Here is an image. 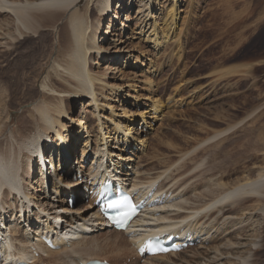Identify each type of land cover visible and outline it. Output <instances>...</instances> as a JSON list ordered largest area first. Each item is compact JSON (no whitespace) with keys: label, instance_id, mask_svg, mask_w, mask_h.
<instances>
[{"label":"rangeland","instance_id":"1","mask_svg":"<svg viewBox=\"0 0 264 264\" xmlns=\"http://www.w3.org/2000/svg\"><path fill=\"white\" fill-rule=\"evenodd\" d=\"M135 1L137 7L133 5L132 8L129 7L132 0L119 1L120 5L123 4V11L118 9V0L112 1V11L101 22L96 39L106 51L102 57L94 55L91 69L96 76L109 84L106 85L99 81V84L95 83L94 91L97 102H94L91 96L80 98L73 103L69 102L70 115L77 120L74 125L75 123L71 124L69 121L70 116H65L66 119H64V123L73 130L71 141H78L74 144L75 149L72 152L76 156V149L81 150L85 139H89L92 146L98 144L97 147H103L100 144L106 143L104 137L109 135L107 140H111L115 134L113 128L117 122L124 121L123 123L127 124L134 119L136 126L142 119H149L154 126L150 134L143 135L142 139H139L141 143L143 139H146L147 144L137 155L140 159L141 172L136 173L131 184L134 179L138 182L156 180L155 177L165 179L166 188L175 186L176 189L180 188L179 193H182L173 204L179 203L188 209L174 208L171 204L165 205L158 208L160 211L158 216H156L158 211L156 215L149 212L144 219L147 220L151 216H164L166 221L177 218L181 221L191 212L197 213L203 208L204 212L210 210L215 212L209 220L208 218L202 220L203 216L200 218L203 222V224L200 223L203 231L208 228L205 231L207 233L205 241L211 235V231L208 233V230L212 226L214 227L212 233L215 232L211 235L212 238L229 229L227 233L221 234V238L225 237V239L219 243L215 242L211 245L208 240L204 248H201L202 245L189 248L183 253L180 252L168 258L170 260L154 257L150 264H173V262L174 264H193L189 260H195L194 256L197 252L210 249L211 246L229 247L231 244L228 245V243L245 240H248L246 245L252 247V253L249 252L244 258L245 264H249L254 252L264 247V210L247 211L246 209L242 211L240 208V211L238 207L233 214L221 218L222 214L217 211V207L224 204L226 206L224 208L228 210L231 208L233 197L218 203L216 200L222 191L229 192L227 189L231 182L246 175L253 167L258 172L259 167L264 166V0H180L174 23L167 16L170 0H155V5L149 10L150 15L148 16L147 7L140 9L144 2ZM85 4L86 7L90 8L94 5L96 8L98 0H83L80 8ZM114 13L119 15L121 20V22L116 21L115 26L119 24L123 30L119 29L115 31L116 34L106 35L108 24L113 19ZM3 18L4 14L0 15V19ZM65 19L66 17L63 21L61 20V25L58 27H62ZM1 33H3L2 30H0V43L3 44H0V50H3L7 40L1 36ZM104 38L106 39L101 42L100 40ZM45 49L48 51L47 55L52 54V56L48 62H44V67L37 77L38 80L34 83L32 91L34 94H29L28 98L22 99L26 100L20 105L14 104L10 108L12 129H9L5 136L0 137V142L5 145L15 142L12 130L16 131L19 128L17 121L20 115L26 113V110L28 114L31 113L35 103L45 100L42 99L43 93L59 95L56 91L63 88L61 85V87H54L55 85L50 82L51 76H55L67 87L75 86L72 83L73 80L66 82L67 78L61 74L62 66L59 67L58 63H62V50L56 31L50 33ZM240 64H250V72L223 75L227 67ZM116 66L119 68L114 69ZM103 71L106 74H103ZM21 95L18 94V97ZM33 98H35L34 101L31 100ZM230 126L232 128L227 134L217 139H210L217 132L227 130ZM30 128L33 134H37V125ZM47 155L49 154L46 153ZM250 160L252 162L248 164L249 169L243 168V170L242 163ZM229 166L239 169L240 174L233 172L234 174L228 178L226 172L229 171ZM34 168H36L35 176H32L31 180L25 184L30 189L28 191L30 195L36 193L37 197L41 193H46L36 191L38 185L36 183L40 175L36 165ZM215 170L216 172L213 173ZM197 184L200 185L197 186ZM50 186L52 188V185ZM140 187H145V183H140ZM63 194L64 192L60 194L63 196L62 199ZM55 195L49 196L51 201L67 209L66 201L59 203ZM261 196L264 198V195ZM12 197L13 195L9 197V200L13 202L17 194L14 195L15 198ZM247 203L249 206L262 204L255 200L247 201ZM89 205L81 200L77 207L83 211ZM94 209H87L85 213L79 215L83 216L82 218L92 217L101 220L97 210ZM28 210L26 217L29 216ZM58 211L64 210L60 208ZM66 211L64 213L67 219L72 218L66 214ZM94 212H97V217L92 216ZM60 216L61 214L57 217ZM175 220L174 222L172 220L170 224L173 225L177 221ZM205 223L209 226L204 225ZM241 226L247 231L244 235L235 234V229ZM25 229L22 226L21 233L23 230L26 233ZM30 234L35 240L32 233ZM125 234V232L121 233L111 229L93 231L91 238L85 237L89 240H86L87 244H93L90 241L95 240L100 242L101 246L94 247L96 250L93 253L83 257L107 258L114 264L125 262L144 264L143 260L136 257L130 238H127ZM111 241H114V245ZM116 241H119L120 247ZM105 243L108 246H102ZM75 245L72 246L75 248ZM66 251H68L66 248L55 250L58 254L56 257L52 258L54 255L50 257V255L42 254V258L46 261L60 263L62 262L59 260L65 259V264H71L70 260H66L68 259L66 255L70 254ZM212 251H214L213 248ZM224 256L226 255L222 257ZM262 258L264 259V256ZM161 260H163L162 263L159 262Z\"/></svg>","mask_w":264,"mask_h":264},{"label":"bare ground","instance_id":"2","mask_svg":"<svg viewBox=\"0 0 264 264\" xmlns=\"http://www.w3.org/2000/svg\"><path fill=\"white\" fill-rule=\"evenodd\" d=\"M112 1L114 0H98L96 10L94 5L89 8L86 7L85 4L84 7L80 8L83 0H0V15L4 14V18L2 20L0 19V30L3 31V33H1V36L5 37V39L7 40V42L4 43L6 44V46H3L5 48L3 50H0V137L5 136L7 134V131L9 129H12L10 127L11 123L13 122L12 118L10 117V108L12 107V105H20L23 101L26 100L22 99L27 97L29 94H34L32 92L34 89V83L38 80L37 77L44 67V62H48V59H50L52 56V54L47 55L46 52L48 51H46L45 49L50 39L51 32L56 31L58 33V38L61 45L62 63L59 62L58 65L59 67L62 66L61 74L63 76L65 75L67 79L64 77L62 78L66 79V82H70V80H73L74 82L72 83H74L75 85V88L67 87L66 85H63L61 81H59L55 76H51V84L55 85L54 87L62 86L63 88L59 91L55 90L56 92H59V95L56 96L54 94L43 93L42 99L45 100H41L35 103L36 105L32 109L33 111L31 112V110H29V112L31 113L28 114L26 110V113H22L20 115L17 121V125L19 128L16 131L12 130V136L15 138V142H10V144L6 145L0 142V264H14L15 260L33 258L34 251L30 249V246L32 245L39 249L37 251L40 254L44 255L45 253L46 256L50 255V257L54 255L52 258L58 255L55 250L49 249L41 243H33L34 241L38 240H34V238L31 237L30 233H32V236L35 237L36 233L38 232H47L48 230H51L52 227L50 226V223L52 219H62V221L64 222L68 220L64 213V211L67 210L66 207H62L61 205H58V203L51 201V197L49 196H51L52 194H59V196H55L57 197L58 202L64 203L66 201L67 203V200L65 198L62 199L63 196H60V194L65 192V187L73 186L74 182L69 177L65 178L66 176L60 173V170L57 168L55 161L59 153V166H62L64 164V161L68 164V161L70 160L72 154H74V152H72L75 149L73 146L78 142L71 141L73 130L70 129L68 124L64 123V119H66L65 116H70L69 121H71V124L75 123L74 125H76L75 121H77L73 115H70L71 109L69 102L73 103V101H77L80 98H89L90 96L94 102H97L98 99L94 91L95 85L98 83V81L100 83L103 82V84L105 83L106 85L109 84L93 73L91 64L93 63L92 60L95 57L94 55H97V57H102L105 54L106 49L102 45L98 44V39H96V37L101 28L102 20L106 18L112 11ZM119 1L121 0H118V9H121L123 11V4L120 5ZM122 1L124 2V0ZM154 1L155 0H139V3L144 2V5L140 9L147 7V10L149 11L155 5ZM169 3L170 9L167 13V16H169L171 22L174 23L180 0H170ZM133 5L137 7V3L135 0H132V2L129 4V7L132 8L134 7ZM148 15H150V11L148 12L147 16ZM65 17L66 19L62 23V27H58V25H61V20L63 21ZM129 18L130 17L127 16L128 20H130ZM116 21L121 22L119 15L114 13L113 19H111L108 24L106 35L116 34L115 31L121 29L119 24H116L115 26ZM121 30H123V28ZM105 39L106 38L100 41L103 42ZM0 44L3 43L1 42ZM250 67V64H240L237 67L233 66L230 68L227 67L223 71V75L229 76L234 73L240 72L244 74L249 73L251 70ZM117 68L119 67H114V69ZM103 74H106L105 71H103ZM70 86L73 85L70 84ZM18 94L22 95L18 97ZM35 98L31 100L34 101ZM81 104H83V102ZM123 122L124 121H121L115 124L116 126L113 128L115 134L124 133L126 132V130L130 131L135 128L134 119L130 120L127 124H124ZM36 125L38 131L37 134H33L30 127ZM230 128L232 127L230 126L227 130L217 132L214 136L210 137V139H217V137L227 134L231 130ZM109 137V135L105 136L104 139L106 140V143L100 144L103 147L98 146L95 150L98 164L103 163V160H105V155L109 156L111 162H113V158L115 157H117V159L125 161L132 160L131 158L123 157L121 154L116 155L113 152L115 147L112 144H109V139L107 140V138ZM137 138L138 141L141 142V140H139L140 137L138 136ZM91 144L92 143H90L89 139H85V143L81 150L77 149L76 151L86 155L87 149L93 147ZM146 144L147 140L143 139L142 147H145ZM53 145H56L55 151H53L51 156H46L48 147H52ZM54 148L55 147H53V149ZM53 149L50 148L49 153ZM83 154L81 160L84 159ZM36 156H39L40 160L42 161V168L37 171L39 172L40 179H38L39 181H37L36 183L38 184L36 191L46 193H41L37 197L36 193L34 195H30V193L28 192L30 189H28L25 184V182L28 183V181L31 180L32 176H35L36 168H34V165H36L35 163L37 162ZM250 162L252 161L250 160L243 162V166H241L242 169H249L248 164ZM49 164L51 165V168H56V172L53 174L55 175L54 181L59 183V187H62L61 189H57L55 185L51 188V183L48 177L50 175L47 176L48 173L50 174V171L46 174L45 172H43L44 165L48 166ZM98 167L99 166H96V168ZM253 168L250 169V171H248V173L243 177L231 182L230 187L227 189L229 191L228 193L222 191L220 195L218 194L219 198L216 200L217 203L222 202L226 198L229 199L230 197H233L231 208H229L228 210L224 208L226 207L224 206V204H222L221 207H217V211L221 212L220 214H222L221 218L226 215L233 214L234 212H236V210H238V207L239 209L241 208L242 211H245L246 209L247 211H255L258 209L264 210V198L263 196H261L264 195V166L261 165L258 172L256 171V168ZM227 169L228 168H226V170ZM228 170L229 171L226 172L228 178H230V176L234 174L233 172L239 171V169H237L236 167L230 166ZM207 171H209V169H207ZM66 172L72 173V168L69 167V170H67ZM215 172L216 170L213 173ZM239 172L237 173V175L240 174ZM255 172L257 173L254 174ZM154 181L155 179L149 180L147 182H138L136 181V179H134V181H132V184L130 183L129 186H131L133 189L142 188L140 187V183H145L146 187L150 186ZM198 185L200 184H197V186ZM233 187L235 188L230 190ZM176 190L177 189L175 188V192ZM242 193L244 195H242ZM16 194V200L14 201L12 199L13 202L10 201L9 197L11 195H13L14 197V195ZM156 195L157 194H155L154 197ZM36 198H38L37 201L35 200ZM252 200L258 201L260 203L262 202V204L259 206H257V204H253L254 206L247 205V201L249 202ZM171 206H173L174 208L179 207V209L180 207L188 209L185 208V206L179 205V203L171 204ZM209 206L211 205L209 204ZM34 208L36 209V211H34ZM60 208L64 210L61 211L63 212L62 215L64 216L61 215L60 217H57L59 216L58 213L60 212L58 211V209ZM93 208L95 207L90 204L87 209L92 210ZM210 208L213 209L214 207ZM27 210L29 212L28 217H26ZM86 210L82 211L76 206L73 208V210L66 211L67 215L72 216L73 219L74 216H76V219H74V222H70L71 228L65 233V239L55 240V243L69 245V247L66 248L68 250L66 251V253L70 254L66 255V258H68L66 260H70L71 264H75L77 259L79 258L82 261L96 259L92 256H83L93 253L96 250L94 247L98 248L101 246L100 242L92 239V241L90 242L93 244H87L86 242V240L88 239L85 238L87 236L84 235V231H95V229L90 228L91 225L88 221L96 222L98 225L104 224L103 219L91 220L90 218H82L83 216L79 214L83 212L85 213ZM157 211L158 208H155L150 213L152 215H156L155 213ZM190 214L193 215V212H191ZM213 214H215L214 210H210L206 214H204L203 217L201 216V219L208 218L207 220H209L213 216ZM93 215L97 217V212L92 213V216ZM174 215L176 216L178 214ZM156 216H158V214ZM189 216L183 217V219L181 220H186ZM171 218L172 216L170 217V219ZM172 220L174 222L175 219ZM171 221H166L164 216H151L147 219V221H142L140 223L147 222L150 225H153L143 230L144 232L148 233L156 230L161 231L169 229L171 227ZM199 222L200 219L197 221V224ZM175 223H177V221ZM44 225H46V229L42 227ZM22 226L26 228V233H21L20 228ZM63 227L66 228L67 226ZM212 228L214 227L212 226L208 230V233ZM227 230L226 232L225 230L222 231V233H227ZM235 231V234L240 233L244 235V232H246L247 230L244 229L243 226H241L237 227ZM117 232L124 233V231ZM221 234H218V236L215 235V237L213 236L211 241L213 242L212 244H214L215 242L219 243L221 242V240L225 239V237L221 238ZM230 234H232V232ZM236 240H238V238ZM118 242L116 241L118 247H120ZM130 242L133 244L134 239L130 238ZM247 242L248 240H245L244 242L235 241L233 243H228V245L231 244L229 247L223 248H221L220 246H211L210 249H205L204 251L197 252L194 256L195 260L191 259L189 260V262L193 264H245V255L252 250L251 245H246ZM107 243L110 244L109 241H107ZM107 243H105V245L102 244V246L105 247ZM111 243L114 245V241H111ZM74 244H76L75 248L74 246H72ZM201 248L204 247L202 246ZM212 248L214 251H212ZM255 253L257 257H255ZM176 255L178 254L175 253L172 255L160 256L158 257V259L164 260V258H166L167 260L168 258ZM223 255L226 256L222 257ZM262 256H264V247L258 248L256 252H254L253 259L249 264H264V259L262 258Z\"/></svg>","mask_w":264,"mask_h":264},{"label":"snow or ice","instance_id":"3","mask_svg":"<svg viewBox=\"0 0 264 264\" xmlns=\"http://www.w3.org/2000/svg\"><path fill=\"white\" fill-rule=\"evenodd\" d=\"M126 199H127V198H125V199L122 200V201H114V202H112V205H111V206H116V204H119V203H125V202H126Z\"/></svg>","mask_w":264,"mask_h":264},{"label":"crops","instance_id":"4","mask_svg":"<svg viewBox=\"0 0 264 264\" xmlns=\"http://www.w3.org/2000/svg\"><path fill=\"white\" fill-rule=\"evenodd\" d=\"M238 65H234V67H237Z\"/></svg>","mask_w":264,"mask_h":264}]
</instances>
